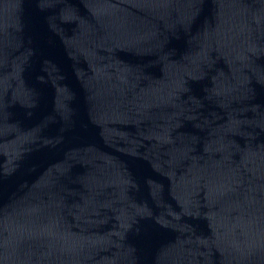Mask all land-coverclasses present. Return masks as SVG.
Wrapping results in <instances>:
<instances>
[{
  "label": "water",
  "instance_id": "1",
  "mask_svg": "<svg viewBox=\"0 0 264 264\" xmlns=\"http://www.w3.org/2000/svg\"><path fill=\"white\" fill-rule=\"evenodd\" d=\"M0 264H264V0H0Z\"/></svg>",
  "mask_w": 264,
  "mask_h": 264
}]
</instances>
